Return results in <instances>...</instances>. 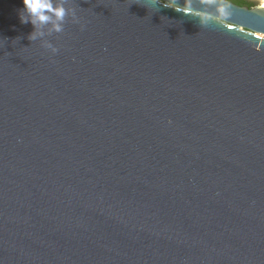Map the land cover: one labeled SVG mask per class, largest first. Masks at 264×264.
Masks as SVG:
<instances>
[{
	"label": "water",
	"instance_id": "95a60500",
	"mask_svg": "<svg viewBox=\"0 0 264 264\" xmlns=\"http://www.w3.org/2000/svg\"><path fill=\"white\" fill-rule=\"evenodd\" d=\"M71 6L0 0V264H264V6Z\"/></svg>",
	"mask_w": 264,
	"mask_h": 264
},
{
	"label": "clouds",
	"instance_id": "9594fccd",
	"mask_svg": "<svg viewBox=\"0 0 264 264\" xmlns=\"http://www.w3.org/2000/svg\"><path fill=\"white\" fill-rule=\"evenodd\" d=\"M194 0H184V6H178V0H142L145 8L158 10L157 5L173 8L178 12L199 18L203 23L204 17L193 9ZM23 7L19 10V20L21 24H28L34 27V31L29 36L31 41H40V46L47 50L51 56L58 54L60 49L54 46L47 37L53 33L59 34L64 31L66 19L75 25H79L80 30H85L86 22L78 14L76 8L72 7V0H22Z\"/></svg>",
	"mask_w": 264,
	"mask_h": 264
},
{
	"label": "trees",
	"instance_id": "16d2710c",
	"mask_svg": "<svg viewBox=\"0 0 264 264\" xmlns=\"http://www.w3.org/2000/svg\"><path fill=\"white\" fill-rule=\"evenodd\" d=\"M230 1H232L233 3H235L236 5L241 6V7H248L250 9L255 7V4L253 2L248 1V0H230Z\"/></svg>",
	"mask_w": 264,
	"mask_h": 264
},
{
	"label": "rangeland",
	"instance_id": "374dc122",
	"mask_svg": "<svg viewBox=\"0 0 264 264\" xmlns=\"http://www.w3.org/2000/svg\"><path fill=\"white\" fill-rule=\"evenodd\" d=\"M248 1L253 2V3L255 4V6H257L256 4H257L258 2H260V0H248Z\"/></svg>",
	"mask_w": 264,
	"mask_h": 264
},
{
	"label": "bare ground",
	"instance_id": "6f19581e",
	"mask_svg": "<svg viewBox=\"0 0 264 264\" xmlns=\"http://www.w3.org/2000/svg\"><path fill=\"white\" fill-rule=\"evenodd\" d=\"M261 1V5L264 6V0H260Z\"/></svg>",
	"mask_w": 264,
	"mask_h": 264
},
{
	"label": "built area",
	"instance_id": "2783aa9c",
	"mask_svg": "<svg viewBox=\"0 0 264 264\" xmlns=\"http://www.w3.org/2000/svg\"><path fill=\"white\" fill-rule=\"evenodd\" d=\"M259 4L261 5V1H260V2H258L256 5H259Z\"/></svg>",
	"mask_w": 264,
	"mask_h": 264
}]
</instances>
